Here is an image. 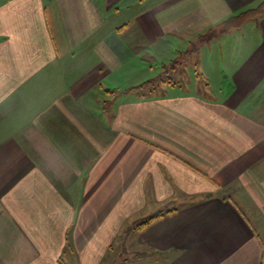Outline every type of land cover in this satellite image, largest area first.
I'll list each match as a JSON object with an SVG mask.
<instances>
[{"label":"crops","instance_id":"crops-1","mask_svg":"<svg viewBox=\"0 0 264 264\" xmlns=\"http://www.w3.org/2000/svg\"><path fill=\"white\" fill-rule=\"evenodd\" d=\"M262 1L0 0V264H264Z\"/></svg>","mask_w":264,"mask_h":264},{"label":"rangeland","instance_id":"rangeland-1","mask_svg":"<svg viewBox=\"0 0 264 264\" xmlns=\"http://www.w3.org/2000/svg\"><path fill=\"white\" fill-rule=\"evenodd\" d=\"M195 40H196L194 41L195 48H199L202 42L210 41L207 38H202V37H198ZM185 59L187 60V57H185ZM178 63L179 62L175 60L171 62L170 64H166L165 65L167 68L166 71H170L169 69H171V67L169 68V66L174 67L175 65H179ZM132 231L133 229H130L127 231L123 230L120 233V235L118 236L116 240V244L113 246V249H112V251H114L112 253L113 258L111 257V253H108L102 260L101 264H151L152 263V262L146 261V259L144 258L145 256H142L143 251L140 248H137L136 252L132 250V248L134 249V247L130 248L131 246H133L132 236H131ZM118 257L119 258L123 257V258L118 259Z\"/></svg>","mask_w":264,"mask_h":264},{"label":"trees","instance_id":"trees-1","mask_svg":"<svg viewBox=\"0 0 264 264\" xmlns=\"http://www.w3.org/2000/svg\"><path fill=\"white\" fill-rule=\"evenodd\" d=\"M264 14V0L262 1V3L257 6L256 8H252V9H248L236 16L230 17L229 19L225 20L223 23V29L221 31H228L234 28H238L240 26H242L246 21L251 20V19H256L258 17H261ZM218 31L215 29H211L208 33L201 35L200 37L202 38H207L208 40L213 39L215 36L218 35ZM164 70L166 71L167 68L166 66L164 67ZM200 75V74H198ZM161 81L164 82H170L167 79L162 78ZM157 79H152L149 80L143 84H141L140 86H135V87H144V86H149V87H155L157 85ZM135 87L130 88V91H132L133 89H135ZM172 210L168 211L171 212ZM167 212V213H168ZM165 213L160 212L158 214L152 215L151 217L145 219L144 221H142L141 223L138 224L137 228L141 229L143 228L145 225H147L148 223H150L151 221H153L154 219L158 218L159 216H163Z\"/></svg>","mask_w":264,"mask_h":264}]
</instances>
